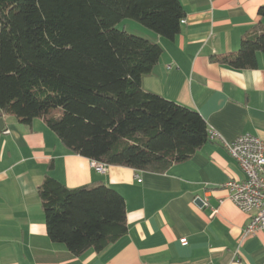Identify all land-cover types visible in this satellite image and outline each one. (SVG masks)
Returning a JSON list of instances; mask_svg holds the SVG:
<instances>
[{"label":"crops","instance_id":"1","mask_svg":"<svg viewBox=\"0 0 264 264\" xmlns=\"http://www.w3.org/2000/svg\"><path fill=\"white\" fill-rule=\"evenodd\" d=\"M179 1L184 22L172 39L131 19L117 25L161 46L142 89L197 111L225 141L248 133L264 142V55H257L256 68L242 70L212 59L239 49L264 0ZM0 119V264H264V229L243 233L249 217L223 187L244 173L220 139L163 173L115 165L99 172L42 119ZM47 176L71 189L104 184L120 193L126 232L102 251L79 256L52 242L37 193Z\"/></svg>","mask_w":264,"mask_h":264},{"label":"trees","instance_id":"2","mask_svg":"<svg viewBox=\"0 0 264 264\" xmlns=\"http://www.w3.org/2000/svg\"><path fill=\"white\" fill-rule=\"evenodd\" d=\"M257 14L239 49L214 61L257 67L264 4ZM183 18L179 0H0V116L42 119L70 153L106 165L163 173L188 160L209 140L205 120L142 89L161 46L117 28L131 19L172 39ZM37 193L48 237L75 256L126 232L125 199L104 184L71 189L47 176Z\"/></svg>","mask_w":264,"mask_h":264},{"label":"built area","instance_id":"3","mask_svg":"<svg viewBox=\"0 0 264 264\" xmlns=\"http://www.w3.org/2000/svg\"><path fill=\"white\" fill-rule=\"evenodd\" d=\"M211 138L221 140L244 173L242 180L228 179L223 184L228 191V199L249 217L243 233L253 234L259 229H264V142L248 133L228 142L209 130V140ZM91 166L99 172L106 171L107 167L106 164L94 160L91 161ZM199 201L202 206L208 205L205 199ZM215 212L216 209L213 210V213Z\"/></svg>","mask_w":264,"mask_h":264},{"label":"water","instance_id":"4","mask_svg":"<svg viewBox=\"0 0 264 264\" xmlns=\"http://www.w3.org/2000/svg\"><path fill=\"white\" fill-rule=\"evenodd\" d=\"M4 129V123L3 120L0 119V132Z\"/></svg>","mask_w":264,"mask_h":264},{"label":"rangeland","instance_id":"5","mask_svg":"<svg viewBox=\"0 0 264 264\" xmlns=\"http://www.w3.org/2000/svg\"><path fill=\"white\" fill-rule=\"evenodd\" d=\"M121 29H122V28H121ZM128 33L133 34V33H131V32H128ZM134 35H137V36H139V37H143V36H140V35H138V34H134Z\"/></svg>","mask_w":264,"mask_h":264}]
</instances>
